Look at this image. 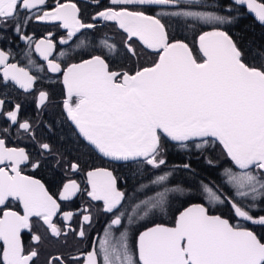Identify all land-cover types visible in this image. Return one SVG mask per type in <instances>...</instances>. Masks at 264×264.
Segmentation results:
<instances>
[{
    "label": "snow or ice",
    "instance_id": "snow-or-ice-1",
    "mask_svg": "<svg viewBox=\"0 0 264 264\" xmlns=\"http://www.w3.org/2000/svg\"><path fill=\"white\" fill-rule=\"evenodd\" d=\"M93 3L99 5L100 0ZM245 5L264 24V0H225L223 4L214 0L212 5L205 0H109V6L92 19L114 23L124 40L120 47L101 38L100 54H96L97 45L82 38L96 24L84 22L74 0H54V6L48 0H0V40L7 39L11 29L47 62L48 72L62 74L67 97L63 107L75 134L110 161L167 169L139 183L131 196L120 190L117 177L107 168L88 170L85 189L69 179L59 200H71L84 191L92 201L102 202V212L109 219L90 250L67 258L49 257L47 264H264V237L242 223L264 228V215H252L264 205V48L253 54L259 65L248 63L225 30L238 17L203 10L211 6L232 13ZM34 22L66 34L57 41L49 31L35 39L25 31ZM206 26L209 30H203ZM197 28L201 31L190 44L184 33ZM58 44H74L78 53L87 48L88 58L62 66L61 61L72 56L63 50L54 56ZM25 54L28 65L34 66L31 53ZM117 56L132 65L113 70L109 59ZM145 56L155 59L145 65L141 63ZM10 58V50L0 49V84L12 82L35 94L38 77L9 62ZM48 99L49 93L39 90L37 107L45 106ZM4 107L5 100L0 99V116L25 133L32 132V125L19 119V103L6 112ZM164 140L182 148L191 143L197 150L218 142L229 161L220 173L222 184L232 194L197 180L188 162L169 168ZM40 149L43 154L50 145L42 143ZM29 163L34 170L40 167V161H32L24 148L8 147L0 138V264H35L42 240L37 227H46L54 237L72 232L83 240L88 237L85 225H93L89 208L62 212L45 185L23 173L21 166ZM207 163L215 167L211 159ZM68 167L73 173L82 170L75 161L68 162ZM179 172L186 173V178L172 183ZM136 173L140 174L139 168ZM193 194L212 207L230 206L237 223L210 214L203 203H194L179 212L171 226L154 224L139 231L133 247L132 225L156 210L164 211L171 197ZM17 202L22 213L9 207ZM58 214L63 228L53 219ZM77 214L81 216L78 229L67 223ZM25 230L32 245L24 243Z\"/></svg>",
    "mask_w": 264,
    "mask_h": 264
},
{
    "label": "flooded vegetation",
    "instance_id": "flooded-vegetation-1",
    "mask_svg": "<svg viewBox=\"0 0 264 264\" xmlns=\"http://www.w3.org/2000/svg\"><path fill=\"white\" fill-rule=\"evenodd\" d=\"M61 2H63V0H61ZM74 2L77 3L78 7L81 9V16L84 22L96 24L95 29L89 30L86 37H82L91 39L93 44L97 45L96 54H100L98 42L101 38H107L117 46L122 47L124 35L114 23L92 19L98 11L109 6V0H100L99 5L93 3V0H74ZM205 2L212 5L214 0H205ZM219 2L223 4L225 0H219ZM257 2H260V0H257ZM48 3L49 6H54V0H48ZM203 10L216 11L221 15L237 16L238 18L235 19L233 24L225 26V30L229 32L239 47L244 51L245 59L248 63H255L256 65L261 63L260 60H253V54L257 49L264 48V24L259 22L254 13L247 10V6H237V9L232 13L226 12L223 8L215 9L211 6ZM203 30H209V28L206 26ZM25 31L29 35L34 34L35 39L41 38L47 32L51 31L55 33L57 41L61 36L66 34V31L63 29H57L49 24L35 22L31 23ZM200 31V28L195 30L189 29L184 35L187 36L188 42L192 44ZM6 35L8 37L7 39L0 40V49L11 51L12 58H10L9 62L17 63L21 67L28 68L30 74L36 75L38 80L33 89L35 94L25 92L12 82H8L7 86L0 84V99L5 100L4 111L13 110L14 105L19 103L21 105L19 119L21 121L27 120L32 125V132L25 133L18 128V125L11 124L4 116H0V138L6 140V145L8 147L24 148L32 161H40V167L35 170L31 167L30 163L22 165L23 173L40 180L41 183L45 185L49 194L56 198L61 204L62 212L72 211L74 213H79V210L89 208L93 216L92 227L89 228L85 225L88 237L83 240L75 236L72 232H69L67 236L61 235L60 237H54L46 227H37L35 229L42 237L38 245L39 256L35 264H47L49 257L59 255L67 258L69 256H76L81 251L90 250L93 239L96 238L98 243L99 236H102L103 228L106 226V221L109 219V217L102 212V202L92 201L84 191L77 193L71 200L60 201L59 194L63 189L64 183L69 179L76 180L77 183L80 184L81 189H85L88 187L86 178V172L88 170L97 167L107 168L117 177L120 190L125 191L126 195L131 196L139 183L148 182L154 178L155 175L167 169L162 167L160 170H154L145 165H133L129 167L124 162L109 161L96 153L78 134H75L74 126L67 118L63 107V101L67 97L66 90L62 84V74L48 72L46 67L47 62L29 49L27 44L20 40L11 29L8 30ZM61 50L69 52L72 56L70 60L65 58L61 61L62 66L65 67L67 63H77L82 58H88L89 49L86 48L78 53L74 44L72 47L68 45L60 46L58 44L54 56H58ZM28 52L31 53V58L35 61L34 66L28 65V57L25 54ZM154 59V56H145L141 59V63L149 65ZM109 63L112 69L116 71L127 69L132 65L131 61L122 56L110 58ZM38 67H43L44 70L39 71ZM39 90H44L49 93L48 101L45 106L40 108L37 107L36 100ZM4 128H8L9 131L4 133L2 131ZM167 142L175 146L177 152L169 151L168 148L170 147L166 145ZM42 143H48L50 145V151H46L42 154L40 149V144ZM163 143L166 149L165 155L169 168L173 165H180L188 162L195 170L197 180L202 179L205 183L211 182L213 185H219L223 188L224 192L229 195L232 194L230 189L222 184L220 173L224 167L229 166V161L218 143L206 150H197L191 143L188 148H182L178 143H172L168 140H164ZM208 159L214 162L215 167L207 163ZM73 161L81 164V171L73 173L69 169L68 162ZM137 168L140 169V174L136 173ZM182 173L183 172L177 173L172 183L184 180L187 174L185 173L183 175ZM182 177L183 179H181ZM189 183H191V181H189ZM192 192L195 193V188L192 189ZM181 202L183 203L182 207L174 206V200L173 197H171L170 204L164 211L156 210L155 214L150 216L147 220L132 225L131 239L133 247L135 244V236L138 235L139 231H143L146 227H152L154 224H166L171 226L179 212L194 203H203L205 206L209 207L210 214L221 215L229 219L231 223H237V219L234 218L230 206L217 205L212 207L208 205L203 197H197L194 194L192 196L184 195L183 198H181ZM9 207L22 213V206H20L18 202L10 203ZM252 215H264V205H261V210H254ZM53 219L59 227H64V223L61 222L60 214ZM80 221L81 216L77 214L67 223H70L73 228L78 229ZM242 223H245L249 228L255 231L258 236L264 237V228L253 226L248 222ZM23 240L26 246L33 244L27 230H25L23 234Z\"/></svg>",
    "mask_w": 264,
    "mask_h": 264
},
{
    "label": "trees",
    "instance_id": "trees-1",
    "mask_svg": "<svg viewBox=\"0 0 264 264\" xmlns=\"http://www.w3.org/2000/svg\"><path fill=\"white\" fill-rule=\"evenodd\" d=\"M166 145L168 146V147H170V148H168L169 149V151H171V152H177L176 151V149L177 148H175V146H173L172 144H170V143H166ZM193 151H196V150H193ZM171 155V154H170ZM171 157V156H170ZM183 175L185 174V173H182ZM181 179H183V177L181 178ZM181 198H183V196H173V200H174V203H173V205L174 206H179V207H182V202H181Z\"/></svg>",
    "mask_w": 264,
    "mask_h": 264
},
{
    "label": "water",
    "instance_id": "water-1",
    "mask_svg": "<svg viewBox=\"0 0 264 264\" xmlns=\"http://www.w3.org/2000/svg\"><path fill=\"white\" fill-rule=\"evenodd\" d=\"M246 6V5H245ZM70 121V120H69ZM71 122V121H70ZM71 124H72V122H71ZM73 125V124H72ZM74 126V125H73ZM82 138V137H81ZM83 139V138H82ZM84 140V139H83ZM85 141V140H84ZM86 142V141H85ZM171 142V141H170ZM87 143V142H86ZM172 143H177V142H172ZM218 143V142H217ZM88 144V143H87ZM219 144V143H218ZM90 146V145H89ZM221 146V145H220ZM93 150H95L94 149V147L93 146H90ZM221 148H222V146H221ZM222 150H223V148H222ZM95 152L96 153H98L100 156H102V154H100L97 150H95ZM223 152H224V150H223ZM103 157V156H102ZM103 158H105V157H103ZM105 159H107V160H109L108 158H105ZM110 161V160H109ZM114 162H117V161H114Z\"/></svg>",
    "mask_w": 264,
    "mask_h": 264
}]
</instances>
